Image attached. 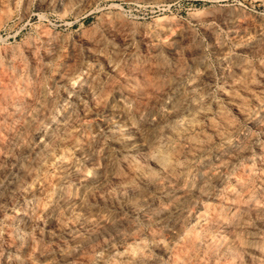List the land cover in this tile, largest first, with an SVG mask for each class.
<instances>
[{"label":"rangeland","instance_id":"1","mask_svg":"<svg viewBox=\"0 0 264 264\" xmlns=\"http://www.w3.org/2000/svg\"><path fill=\"white\" fill-rule=\"evenodd\" d=\"M6 3L0 15V264H231L230 258L205 251L203 243L214 237L234 241L229 230L218 228L213 215L228 214L249 191L256 204L264 201L260 182L264 175V0ZM107 19L128 23L135 54L143 50L136 33L145 30L158 44L162 63L178 57L184 62L185 73L175 95L162 96L156 103L160 112H167L170 100L191 88L197 78L204 80L168 122L172 121L174 131L162 135L177 163L174 173L151 161L147 166L156 174L150 175L139 153L131 154L122 145L126 137L138 139L139 122L133 113L135 102L119 90L120 81L111 75L109 64L120 47L103 32ZM182 27L194 45L180 43L176 57L161 46L180 42L177 32ZM95 34L108 40L98 49H88L85 38ZM10 51L13 60L4 55ZM235 64L243 71L235 70ZM231 74L233 82L226 85L223 78ZM203 95L205 104L193 113L191 106ZM222 135L238 144L240 151L225 150ZM106 154L117 163L121 180L132 178L138 191L133 187L123 191L112 179L90 181ZM126 158L132 162H121ZM193 182L204 193L192 196L191 202L182 201ZM64 190L73 206L57 205ZM80 198L81 205L76 202ZM159 213L165 215L156 218ZM243 214L250 233L264 243L260 216L251 208ZM177 218L182 231L175 234L171 224ZM197 238L202 243L194 248ZM40 246L48 251L46 256L40 254ZM237 257L244 259L241 252ZM253 260L264 264V253H256Z\"/></svg>","mask_w":264,"mask_h":264},{"label":"bare ground","instance_id":"2","mask_svg":"<svg viewBox=\"0 0 264 264\" xmlns=\"http://www.w3.org/2000/svg\"><path fill=\"white\" fill-rule=\"evenodd\" d=\"M7 0H1L0 2V15L5 13V6H6ZM25 1V0H24ZM48 2V1H47ZM26 6V5H24ZM224 13V12H222ZM218 14V13H217ZM228 14V13H227ZM233 15V14H232ZM118 16V15H117ZM107 17V16H105ZM163 20H165L163 18ZM103 22V21H102ZM221 22V21H220ZM256 24V23H255ZM102 25V24H101ZM179 25V24H178ZM49 30V29H48ZM103 32L105 33V36L109 37V39L116 40L117 43H119L120 49L117 51V56L113 59V63L109 64L111 65L110 71L112 72L111 75L114 77H117V79L120 81L121 87L119 88L120 91L124 92V95L129 97L135 102L133 113L137 116L139 127H137V133H138V139L133 140L132 138H125V141L122 143V145L132 154L139 153V161L141 164H143L150 175H155L156 170L154 168H149L147 165L149 162L153 161L155 164L168 172L175 171V166L177 163L173 161V159L170 157L168 150L164 146V138L162 135H167L174 131V125L168 123L171 120V117L176 115L177 113L181 112L183 108V104L185 103L186 97H188V93L196 86H201L204 84V80L199 77L196 79V81L191 84V88H187L181 91L180 94L175 96L171 102L168 105V111L165 113L160 112L157 109V102L164 97L165 95L174 94L177 92L179 88V84L181 82V79L185 73V67L184 62L178 58H174L171 61L162 63L161 57L159 56V47L158 44H155L152 42V38L150 36V33L147 31H137L136 37H137V43H139V48L142 47V53L135 54L136 47L134 43V35L132 33V30L128 23H125L124 21H121L119 19H107L103 23ZM163 30V29H162ZM210 30V29H209ZM186 28H180V30L177 32L178 36L180 37V42L173 40L168 42L167 44H163L161 47L168 53H174V55L177 57L179 56V53L181 51V47L183 46L182 42H184L185 45L193 44L192 40L189 39V35L187 33ZM100 35V34H99ZM211 35V34H210ZM50 37V36H49ZM54 37V36H53ZM101 37L98 35H91L87 36L85 38V44L89 48L98 49L102 46V43L108 38ZM83 38V37H81ZM79 40V39H78ZM44 41V40H43ZM72 41V40H71ZM45 44V43H43ZM194 45V44H193ZM55 46V45H54ZM106 46V45H105ZM28 47V46H27ZM31 47V46H30ZM111 47V46H110ZM2 48V47H1ZM0 48V49H1ZM43 48V47H42ZM76 48V47H75ZM194 48V47H192ZM218 48V47H217ZM30 49V48H29ZM8 50V49H6ZM62 50V49H61ZM79 50V49H78ZM190 50V49H189ZM2 51V50H1ZM70 51V50H69ZM195 51V49H194ZM109 52V51H108ZM13 52H4V55L8 57V54L10 59L13 60ZM44 53V51H43ZM42 53V54H43ZM50 53V52H49ZM52 53V52H51ZM191 53V52H190ZM198 53V52H197ZM31 55V54H30ZM47 55V54H46ZM76 55V54H75ZM99 55V54H98ZM92 56V55H91ZM33 57V56H31ZM45 57V56H44ZM48 57V56H46ZM45 57V58H46ZM103 57V56H102ZM35 58V56H34ZM72 58V57H71ZM78 58V57H76ZM192 58V55H191ZM232 58V57H231ZM1 59V58H0ZM166 59V58H165ZM6 60V59H5ZM8 60V59H7ZM6 60V61H7ZM69 60V59H68ZM74 60V59H71ZM188 60V59H187ZM227 60V59H226ZM191 62H193L190 59ZM230 61V59H229ZM241 61V60H240ZM33 62H35L33 60ZM104 62V61H103ZM237 62V61H236ZM23 63V62H22ZM70 63V62H69ZM68 63V64H69ZM20 64V63H19ZM35 64V63H34ZM41 64V63H40ZM75 64V63H74ZM247 64V63H246ZM8 65V62H7ZM30 65V64H29ZM73 65V64H72ZM71 65V66H72ZM106 65V64H105ZM108 65V64H107ZM217 66V65H216ZM35 67V66H34ZM92 67V66H91ZM90 67V68H91ZM108 67V66H107ZM221 67V66H220ZM37 68V67H36ZM89 68V69H90ZM227 68V67H226ZM235 70H242V67L240 64L234 65ZM21 69V68H19ZM100 69V68H98ZM106 69V68H105ZM223 69V68H222ZM35 70V69H34ZM96 70V69H95ZM97 71V70H96ZM207 71V70H206ZM221 71V70H220ZM71 72V71H70ZM205 72V71H204ZM209 72V71H208ZM108 73V72H107ZM219 73V72H217ZM216 74V73H215ZM96 77V75H94ZM233 75H226L223 78V82L228 85V83L233 82ZM98 79V78H97ZM89 84L92 81L89 79ZM104 80V79H103ZM95 81V80H94ZM97 81V80H96ZM238 81V80H236ZM238 83V82H235ZM240 83V82H239ZM238 83V84H239ZM223 84V83H222ZM232 84V83H231ZM110 85V84H109ZM189 85V84H188ZM209 85V84H208ZM225 85V84H224ZM235 85V84H234ZM242 85V84H241ZM89 86V85H88ZM230 86V85H229ZM88 88V87H87ZM107 88V87H106ZM225 87L222 86L221 90L223 94H226V91H224ZM85 89V88H84ZM89 90V89H88ZM97 90V89H96ZM106 90V89H105ZM104 90V91H105ZM229 90V89H228ZM234 90V89H232ZM231 91V90H230ZM82 92V91H81ZM89 92V91H88ZM101 92V91H100ZM117 92V91H116ZM236 92V91H235ZM221 93V94H222ZM6 94V93H5ZM9 94V93H8ZM84 94V93H82ZM101 94V93H100ZM104 94V93H103ZM4 95V94H3ZM2 95V99H3ZM85 95V94H84ZM208 95V94H207ZM232 95V94H231ZM6 96V95H4ZM13 96V95H12ZM205 95L201 96L198 100V103L193 104L191 107L193 113L197 112L199 108L202 106V104H205L204 101ZM209 97V95H208ZM235 97V96H234ZM8 98V97H7ZM20 98V97H19ZM54 98V97H53ZM225 98V96H224ZM229 98V97H227ZM233 98V97H232ZM236 98V97H235ZM10 99V98H9ZM118 99V98H117ZM8 100V99H7ZM94 100V99H93ZM2 101V100H1ZM95 101V100H94ZM52 102V101H51ZM224 102V101H223ZM82 103V102H81ZM80 103V104H81ZM228 103V102H227ZM230 103V102H229ZM86 104V103H85ZM258 104V103H257ZM221 105V104H220ZM235 105V104H233ZM22 106V104H21ZM20 106V107H21ZM82 106V105H81ZM217 106V105H216ZM214 107V106H213ZM219 107V106H218ZM67 108V107H66ZM236 108V107H234ZM215 109V108H214ZM222 109V108H221ZM225 109V108H224ZM210 109H208L209 111ZM213 110V109H211ZM25 111V110H24ZM75 111V110H74ZM191 111V113H192ZM207 111V112H208ZM214 112V111H213ZM202 113V112H201ZM223 113V112H222ZM225 113V112H224ZM226 114V113H225ZM244 114V113H243ZM247 114V113H245ZM194 115V114H193ZM201 116V115H200ZM199 116V117H200ZM220 116V115H219ZM182 117V116H181ZM227 117V115H226ZM116 118V117H115ZM183 118V117H182ZM188 118V117H187ZM196 119V118H195ZM187 120V119H186ZM220 120V119H219ZM229 120V119H228ZM19 121V120H18ZM17 121V122H18ZM128 121V120H127ZM210 121V120H209ZM207 121V123L209 122ZM257 121V119H256ZM6 122V121H5ZM65 122V121H64ZM188 122V120H187ZM225 124L227 125V121ZM36 123V121H35ZM194 123V122H193ZM214 123V121H213ZM10 124V123H9ZM71 124V123H70ZM189 124V123H188ZM192 124V123H191ZM212 124V121H211ZM215 124V123H214ZM234 124V123H233ZM16 125V124H15ZM196 125V124H195ZM198 125V124H197ZM63 126V125H62ZM180 126V125H178ZM192 126V125H190ZM234 126V125H233ZM32 127V126H31ZM133 127V126H132ZM181 127V126H180ZM189 127V126H188ZM213 127V126H210ZM229 127V126H228ZM178 129V128H177ZM176 129V130H177ZM228 129V128H227ZM240 129V128H239ZM225 130V128L223 129ZM55 131V130H54ZM53 131V132H54ZM227 131V130H226ZM32 132V131H31ZM244 132V131H243ZM11 133V132H9ZM165 133V134H164ZM48 134V133H47ZM50 134V133H49ZM52 135V134H51ZM242 135V134H241ZM10 136V135H9ZM54 136V135H52ZM220 136V135H219ZM58 137V136H57ZM7 138V137H6ZM53 138V137H51ZM183 138V137H182ZM190 138V137H189ZM193 138V137H191ZM224 141H226L227 144V151H234L236 152L239 149V145L235 144L233 142L227 141L228 136L222 135L221 137ZM8 139V138H7ZM6 139V140H7ZM23 139V138H22ZM198 139V138H197ZM247 139V138H246ZM189 140V139H188ZM98 141V140H97ZM96 141V142H97ZM191 141V140H190ZM6 142V141H5ZM42 142V141H41ZM49 142V141H48ZM195 142V141H194ZM238 142V141H237ZM247 142V141H245ZM183 143V142H182ZM191 143V142H190ZM40 144V143H39ZM48 146V145H47ZM241 147V146H240ZM47 148V147H46ZM192 149V147H191ZM199 149V148H198ZM105 150V149H104ZM181 150V149H180ZM20 151V150H19ZM31 151V150H30ZM187 151V150H186ZM198 151V150H196ZM240 151V149H239ZM43 152V151H42ZM171 152V151H170ZM188 153L190 151H187ZM49 153V152H48ZM174 153V152H173ZM175 154V153H174ZM190 154V153H189ZM214 154V153H213ZM176 155V154H175ZM228 155V154H227ZM230 156V155H229ZM261 156V155H260ZM36 157V156H34ZM257 157V156H256ZM260 158V157H259ZM263 158V157H262ZM261 159V158H260ZM207 160V159H206ZM263 160V159H262ZM97 162V161H96ZM102 167L99 169L93 170L90 181L95 182L99 179L102 180V182L107 183L108 181H113L114 185L121 188L123 191L132 190V178H129L128 181L121 180V176L119 175V168L117 166V163L114 162L109 154L103 155L101 157ZM121 162L130 163L132 162L131 159L126 158L122 159ZM182 162V161H181ZM264 162V161H263ZM34 163V162H33ZM124 163V164H125ZM205 163H207L205 161ZM224 163V162H223ZM262 163V162H261ZM257 164V163H256ZM222 165V164H221ZM203 166V165H202ZM206 166V165H205ZM220 166V165H219ZM246 166V165H245ZM218 167V166H217ZM125 168V167H124ZM140 168V167H139ZM211 168V167H210ZM6 169V168H5ZM130 169V168H129ZM64 170V169H63ZM158 170V169H157ZM162 170V171H163ZM241 170V169H240ZM245 170V169H244ZM243 170V171H244ZM27 171V170H26ZM178 171V170H177ZM246 171V170H245ZM131 172V171H130ZM129 172V173H130ZM210 172V171H209ZM217 172V171H216ZM123 173V172H122ZM132 173V172H131ZM137 173V172H136ZM133 174V173H132ZM189 174V173H188ZM248 174V173H247ZM262 174V173H261ZM135 175V174H134ZM124 176V175H123ZM127 177V176H126ZM142 177V176H141ZM170 177V176H169ZM179 177V176H178ZM203 175L200 172L199 174V180L202 179ZM160 179V177H158ZM125 179V177H124ZM137 179V178H135ZM155 179V178H154ZM173 179V178H171ZM213 179H216V176L213 177ZM222 179V178H221ZM5 180V179H4ZM198 180V179H197ZM219 180V179H218ZM240 180V179H239ZM256 180V178H255ZM140 182V181H139ZM236 182V181H235ZM261 184L264 186V175L260 178ZM242 184V182H240ZM97 184V183H96ZM131 184V185H130ZM183 184V183H182ZM181 185V184H180ZM258 186V185H257ZM100 187V186H99ZM103 187V186H102ZM151 187V186H150ZM188 187V186H187ZM21 188V187H20ZM134 188V187H133ZM188 192H186L181 200L184 202H191L192 196L195 194L202 195L204 193V188H201L198 185V182H193L189 184ZM243 188V187H242ZM121 190V191H122ZM136 191L137 188L133 189V191ZM253 190V188H252ZM19 191V190H18ZM110 191V190H109ZM138 191V190H137ZM228 191V190H227ZM235 191V190H233ZM246 191V190H245ZM244 191V192H245ZM172 192V191H170ZM107 193V192H106ZM130 193V192H128ZM199 193V194H198ZM230 193V192H229ZM83 194V193H82ZM98 194V193H97ZM104 194V193H103ZM234 194V193H233ZM29 195V194H28ZM91 195V194H90ZM125 195V194H124ZM141 195V194H140ZM6 196V195H5ZM166 196V195H165ZM179 196V195H177ZM89 199H92L91 196H89ZM100 197V196H99ZM109 197V196H108ZM124 197V196H123ZM148 197V196H147ZM176 197V196H175ZM9 198V197H8ZM157 198V197H156ZM225 198V197H224ZM14 199V198H13ZM263 199V198H262ZM7 200V199H6ZM227 200V199H226ZM55 201V200H54ZM82 198L77 199L76 202H78L79 205H81ZM98 201V199H97ZM199 201V200H198ZM80 202V203H79ZM109 202V201H108ZM114 202V201H113ZM157 202V201H156ZM23 203V202H22ZM21 203V204H22ZM61 204L63 207H70L73 206V199L70 196V193L66 190L62 192L61 199L57 202ZM84 203V201H83ZM129 203V202H128ZM209 203V202H208ZM4 204V203H3ZM88 204V203H87ZM83 205V204H82ZM95 206V205H93ZM191 206V205H190ZM100 207V206H99ZM218 207V205H217ZM86 208V206H85ZM132 208V207H131ZM249 208L252 209V212L255 215H259L261 218V222L264 223V201L261 205H258L254 202L252 198V193L249 191L246 193L245 197L241 199L234 210H231L228 212V214H224L222 212H218L215 215H213L215 221H217V226L221 230L227 229L230 234H232L234 241L231 239L224 238L222 240L211 238L209 240H205L203 243V248L205 251H207L210 254H213L215 256L223 255L225 257H228L232 260L231 264H257L253 260V255L257 254H263L264 253V243L263 241H260L259 238L254 236L252 233H250V230L248 228L244 212L247 211ZM145 209V208H144ZM160 209V208H159ZM85 210V209H84ZM208 210V209H207ZM17 212V211H16ZM19 212V211H18ZM60 212V211H59ZM86 212V211H85ZM21 213V212H20ZM55 213V212H54ZM144 213V212H142ZM187 213V212H185ZM203 213V212H202ZM79 214V213H77ZM199 214V213H198ZM58 215V214H57ZM56 215V216H57ZM143 215V214H142ZM164 213L156 214L155 217H161L164 216ZM204 215V214H203ZM145 216V215H144ZM147 216V215H146ZM77 217V216H76ZM18 218V217H17ZM207 218L208 215H207ZM61 220V219H60ZM119 220V219H118ZM143 220V219H142ZM180 219H176L172 221L171 226L175 228L174 233L177 234L180 231ZM56 221V220H55ZM196 221V220H195ZM204 221V220H203ZM202 221V224H203ZM194 222V221H193ZM258 222V220H257ZM261 222L259 224H261ZM54 223V222H52ZM195 223V222H194ZM201 223V222H200ZM46 224V223H45ZM51 224V223H50ZM57 224V223H56ZM118 224V223H117ZM160 224V223H159ZM51 226V225H50ZM56 226V225H55ZM115 226V225H114ZM103 229V228H102ZM117 229V227H116ZM38 230V229H37ZM170 230V229H169ZM120 232V231H119ZM188 232V229H187ZM224 232V231H223ZM96 234V233H95ZM115 234V232H114ZM125 234V233H124ZM174 234V235H175ZM71 235V234H70ZM110 235V234H109ZM117 235V234H115ZM190 235V234H189ZM194 235V234H193ZM184 236V235H183ZM188 236V235H187ZM192 236V235H191ZM197 235L194 236V238ZM79 237V236H78ZM157 237V236H156ZM186 237V236H185ZM208 237V235H207ZM188 239V237H186ZM158 239V238H157ZM96 240V239H95ZM181 240V239H180ZM185 241V239L183 240ZM182 241V243H183ZM15 242V241H14ZM159 242V241H158ZM202 239L197 238L194 239L192 242V246L195 248L199 245H201ZM3 245V244H2ZM86 246V245H85ZM177 248L179 249L178 245L176 244ZM180 246V245H179ZM41 247V246H40ZM201 250V249H200ZM34 251V250H33ZM39 252L41 255L46 256L47 250L44 247H41L39 249ZM191 252V251H190ZM244 256V259L241 260L240 257H237V254L240 253ZM50 254V253H49ZM175 254L173 251L172 255ZM181 255V254H180ZM65 256V255H64ZM184 256V255H183ZM223 256H221L223 258ZM146 257V256H145ZM177 256H175L173 259H176ZM224 257V258H225ZM238 258V259H237ZM144 259V258H143ZM226 259V258H225ZM151 260V259H150ZM149 260V262H151ZM200 260V259H199ZM155 261V260H154ZM173 261V260H172ZM175 261V260H174ZM173 261V262H174ZM186 255H185V260ZM182 261V262H184ZM191 261V260H190ZM246 261V262H245ZM72 262V260L70 261ZM203 262V260H202ZM201 262V263H202ZM213 262V261H212ZM231 262V261H230ZM242 262V263H241ZM14 263V262H13ZM78 263V262H77ZM76 263V264H77ZM156 263V262H155ZM171 263V261H170ZM189 263V262H188ZM72 264V263H71ZM140 264V263H139ZM142 264V263H141ZM182 264V263H181ZM190 264V263H189ZM193 264V263H192ZM196 264V261L195 263ZM223 264V263H222ZM227 264V263H226ZM261 264V263H260Z\"/></svg>","mask_w":264,"mask_h":264}]
</instances>
